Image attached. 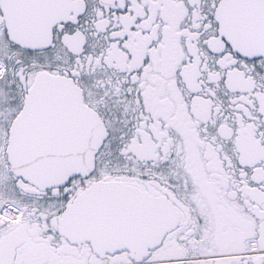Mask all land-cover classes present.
I'll list each match as a JSON object with an SVG mask.
<instances>
[{
  "label": "snow or ice",
  "instance_id": "snow-or-ice-1",
  "mask_svg": "<svg viewBox=\"0 0 264 264\" xmlns=\"http://www.w3.org/2000/svg\"><path fill=\"white\" fill-rule=\"evenodd\" d=\"M0 264H264V0H0Z\"/></svg>",
  "mask_w": 264,
  "mask_h": 264
}]
</instances>
